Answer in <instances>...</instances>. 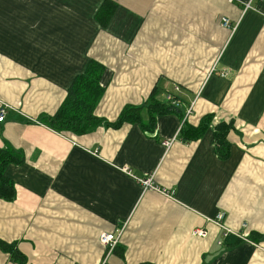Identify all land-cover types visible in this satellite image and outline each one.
Returning <instances> with one entry per match:
<instances>
[{
  "label": "crops",
  "instance_id": "obj_1",
  "mask_svg": "<svg viewBox=\"0 0 264 264\" xmlns=\"http://www.w3.org/2000/svg\"><path fill=\"white\" fill-rule=\"evenodd\" d=\"M106 1L0 0V147L25 155L7 169L17 196L0 198V239L27 264H264V0H111L103 26ZM91 60L105 66L104 122L55 130L42 117ZM156 87L172 109L151 131L106 123ZM208 114L233 123L226 158L213 126L180 137ZM149 176L160 190L144 189ZM220 212L249 239L225 236ZM121 228L110 252L100 236ZM0 264L18 262L0 248Z\"/></svg>",
  "mask_w": 264,
  "mask_h": 264
},
{
  "label": "trees",
  "instance_id": "obj_2",
  "mask_svg": "<svg viewBox=\"0 0 264 264\" xmlns=\"http://www.w3.org/2000/svg\"><path fill=\"white\" fill-rule=\"evenodd\" d=\"M116 3L107 0L102 6L98 20L105 26L110 20ZM105 66L95 60H91L82 74L73 80L67 91L66 98L62 102L57 112L53 115H46L42 120L50 127L60 132H71L74 134H84L98 126L104 120L95 113L96 108L104 94L101 79ZM157 87L149 96L144 106L126 105L119 116L113 122H106L118 127L125 122L141 123L147 130H152L153 121L157 115L170 112L172 109L167 102L156 99ZM148 107L151 113L150 123H145L142 118V111ZM213 126L214 141L217 151L222 158L229 155L228 134L233 128L232 121H222L213 124L211 114L204 116L197 126L184 123L180 129V137L184 141L195 140L202 137L208 128ZM25 162L23 151L16 149L9 142L5 141L0 147V198L7 201H14L17 196L16 186L13 179L7 174V169L11 165H20ZM0 248L10 253L12 259L18 264H27L26 256L16 247V243H8L0 239Z\"/></svg>",
  "mask_w": 264,
  "mask_h": 264
},
{
  "label": "built area",
  "instance_id": "obj_3",
  "mask_svg": "<svg viewBox=\"0 0 264 264\" xmlns=\"http://www.w3.org/2000/svg\"><path fill=\"white\" fill-rule=\"evenodd\" d=\"M249 5V4H248ZM223 26L225 27H230L231 23L227 18H224L222 21ZM176 89H179L178 87H176ZM9 106L6 104H3L2 107L0 108V121H4V119L6 118V113H7V108ZM192 113V107H190V109H188L187 114H186V118L190 116V114ZM177 136H174L172 138H167L164 139L162 144L165 148H170L172 146V144L177 140ZM126 171H128L126 169ZM130 172V171H128ZM140 181L142 182L144 189H155V190H160L159 187L154 184L153 181V177L149 176L147 178H142L140 179ZM214 221L216 223H218V225L220 227H222V229L224 230V235L228 236V235H235L238 238L244 239V240H248L249 239V234L246 231H242V230H234L232 228H230L227 223L224 221V213L220 212L216 218H214ZM124 228H121V230L118 233H113V232H104L101 234L100 236V240L101 242L106 245L109 249V251L111 252L112 250H114V248L117 246V244L120 242V238L122 235ZM204 231H197V233H203Z\"/></svg>",
  "mask_w": 264,
  "mask_h": 264
}]
</instances>
